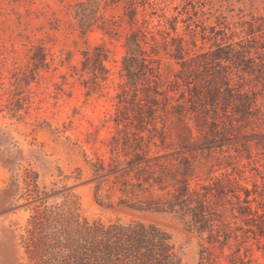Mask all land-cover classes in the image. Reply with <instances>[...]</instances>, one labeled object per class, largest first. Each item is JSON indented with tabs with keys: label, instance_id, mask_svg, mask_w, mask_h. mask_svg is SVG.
Masks as SVG:
<instances>
[{
	"label": "rangeland",
	"instance_id": "374dc122",
	"mask_svg": "<svg viewBox=\"0 0 264 264\" xmlns=\"http://www.w3.org/2000/svg\"><path fill=\"white\" fill-rule=\"evenodd\" d=\"M149 1L138 5L130 23L122 0H0V264H27L22 235L30 217L37 209L62 204L79 208L90 219L155 220L172 234L183 264H200L202 243L210 247L214 264H264L263 237L234 231L228 241L222 236L210 244L170 212L118 205L121 199L171 198L175 187L170 172L185 154L191 192L210 186L209 201L226 211L232 229L247 228L241 217L231 218L236 198L228 193L221 199L217 181L238 180L250 189L254 182H264V148L257 138L251 140L255 164L245 158L243 138L236 141L238 152L218 146L209 151L194 119L176 111L182 89L174 90L172 82L180 64L169 50L159 57V81L172 98L168 112L157 111L164 135L113 142L124 137L114 117L119 109L127 112L116 99L125 81L126 36L146 26L162 27L164 16L178 14L189 0ZM211 1L195 22L186 23L218 31L223 26L216 22L220 17L236 29L227 42L231 46L249 37L242 30L264 17V0ZM183 24L178 22V32ZM208 31L202 34L210 36ZM203 41L187 47V56ZM210 42L204 45L207 49ZM98 46L103 49L100 58L95 56ZM258 104L264 111V97ZM137 160L142 162L131 167ZM99 163L105 170L96 171Z\"/></svg>",
	"mask_w": 264,
	"mask_h": 264
},
{
	"label": "trees",
	"instance_id": "16d2710c",
	"mask_svg": "<svg viewBox=\"0 0 264 264\" xmlns=\"http://www.w3.org/2000/svg\"><path fill=\"white\" fill-rule=\"evenodd\" d=\"M122 1L130 23H134L138 5L150 2ZM211 3V0H189L182 9H177L178 14L164 16L159 23L162 27L146 26V29L128 33L127 55L123 58L125 81L119 85L116 95L118 106L125 105L127 112L119 109V115L114 117L117 126L125 128L120 130L124 137L113 138L116 145L132 136L164 135V122L158 127L157 111L168 112L167 104H172V98L159 81V57L162 50H169L180 64L172 82L174 90L182 89L176 111L194 119L196 127L204 133L207 150L218 146L223 151L238 152L236 141L243 138L246 140L242 144L245 158L250 164L258 162L251 154V140L257 138L258 146L264 148V111L258 104L264 97V17L256 18L242 30L249 37L234 44L238 47L231 46L227 42L236 29L226 26L220 17L216 22L223 26L218 31L202 23H196L194 28L186 23L190 19L195 22L200 9ZM180 10L184 11L182 18ZM180 20L184 24L178 32ZM228 29L230 33L226 32ZM204 30H209L211 35L204 36ZM200 39L205 41L199 49H194L193 56H187V47L196 48ZM206 41H211L209 49L204 46ZM95 49L96 58H100L102 47ZM105 73L106 70L101 71ZM160 104L166 105L162 108ZM129 115L134 122L127 120ZM184 155L178 158L177 169L170 172L175 187L171 198L134 202L121 199L118 205L139 211L170 212L178 216L188 230L197 232L210 244L222 236L228 241L234 231L235 235L241 231L244 235L251 233L264 238V182L258 185L256 181L250 189L238 180L217 181L221 199L228 193L236 198L231 218L241 217L247 225V228L232 229L226 211L215 208L209 201L210 186H202L204 192H191L190 163ZM141 162L137 160L131 167ZM262 165L264 167V163ZM95 167L96 171L105 170L102 163ZM255 170L260 171L256 166ZM22 243L27 264H183L172 234L159 222L139 217L129 221L90 219L79 208L67 204L37 209L28 221ZM211 256L210 247L202 243L200 264H214Z\"/></svg>",
	"mask_w": 264,
	"mask_h": 264
}]
</instances>
